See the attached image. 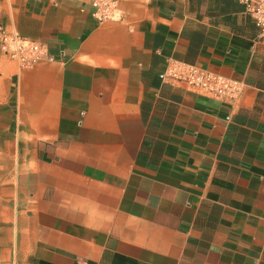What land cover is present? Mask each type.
<instances>
[{
	"label": "crops",
	"instance_id": "crops-1",
	"mask_svg": "<svg viewBox=\"0 0 264 264\" xmlns=\"http://www.w3.org/2000/svg\"><path fill=\"white\" fill-rule=\"evenodd\" d=\"M90 2L0 0L5 31L47 51L0 47L20 264H264V38L244 4L119 0L99 22ZM171 58L241 94L163 81Z\"/></svg>",
	"mask_w": 264,
	"mask_h": 264
},
{
	"label": "built area",
	"instance_id": "built-area-1",
	"mask_svg": "<svg viewBox=\"0 0 264 264\" xmlns=\"http://www.w3.org/2000/svg\"><path fill=\"white\" fill-rule=\"evenodd\" d=\"M118 1L91 0L92 16L99 22L118 19ZM241 1L245 6V12L258 29L259 37L264 38V0ZM0 47L24 66H30L47 55L44 45L9 33L1 25ZM160 78L168 83L188 86L204 96L226 102L237 99L243 88V83L237 79L201 70L194 64L173 58L167 60Z\"/></svg>",
	"mask_w": 264,
	"mask_h": 264
},
{
	"label": "rangeland",
	"instance_id": "rangeland-1",
	"mask_svg": "<svg viewBox=\"0 0 264 264\" xmlns=\"http://www.w3.org/2000/svg\"><path fill=\"white\" fill-rule=\"evenodd\" d=\"M10 164L14 166V161ZM13 178L14 175H0V264H20L25 256L18 253L19 238L29 232V224L19 227L18 230L15 228L13 217L15 210L12 206L13 200L10 199L13 195L1 191L5 186L12 187ZM5 191L8 192L10 189L6 188ZM6 201L9 205H6Z\"/></svg>",
	"mask_w": 264,
	"mask_h": 264
}]
</instances>
